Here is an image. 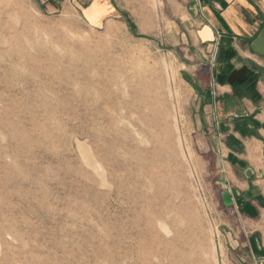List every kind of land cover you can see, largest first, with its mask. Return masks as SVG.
Segmentation results:
<instances>
[{
    "label": "rangeland",
    "instance_id": "1",
    "mask_svg": "<svg viewBox=\"0 0 264 264\" xmlns=\"http://www.w3.org/2000/svg\"><path fill=\"white\" fill-rule=\"evenodd\" d=\"M90 1L0 0V264H228L241 223L197 152L177 6Z\"/></svg>",
    "mask_w": 264,
    "mask_h": 264
},
{
    "label": "crops",
    "instance_id": "2",
    "mask_svg": "<svg viewBox=\"0 0 264 264\" xmlns=\"http://www.w3.org/2000/svg\"><path fill=\"white\" fill-rule=\"evenodd\" d=\"M106 1L91 0L89 15H108ZM164 3L177 6L165 39L191 86L197 152L241 223L228 264H264V0Z\"/></svg>",
    "mask_w": 264,
    "mask_h": 264
}]
</instances>
